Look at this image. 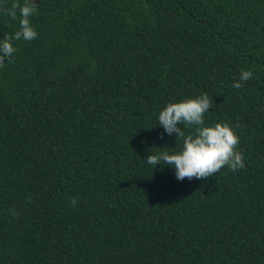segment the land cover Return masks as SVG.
Listing matches in <instances>:
<instances>
[{
    "label": "trees",
    "instance_id": "1",
    "mask_svg": "<svg viewBox=\"0 0 264 264\" xmlns=\"http://www.w3.org/2000/svg\"><path fill=\"white\" fill-rule=\"evenodd\" d=\"M38 5L0 67V264H264V0ZM204 93L245 167L180 181L145 158L182 148L158 115Z\"/></svg>",
    "mask_w": 264,
    "mask_h": 264
},
{
    "label": "clouds",
    "instance_id": "2",
    "mask_svg": "<svg viewBox=\"0 0 264 264\" xmlns=\"http://www.w3.org/2000/svg\"><path fill=\"white\" fill-rule=\"evenodd\" d=\"M38 7L37 0H23V4L16 0L11 9L5 12L15 20L19 11L20 30L14 34L8 33L0 40V67L4 66L5 61H11L16 51L14 40L32 41L37 38L38 33L31 24V17L36 15ZM0 10H3L2 5ZM252 75L251 71H241L240 81L247 82ZM241 82H234L232 86L239 89L243 86ZM212 107V101L206 93L194 99L167 104L158 115V126L168 135L175 134L177 139L182 140V148L179 151H170L167 147H153L152 149L159 151L154 152L150 149L151 154L145 158L147 163L173 167L176 178L180 181L185 178L190 181L193 178L207 180L225 167L232 172L243 169L245 165L242 153L236 150L240 140L234 128L226 122L205 126V114ZM179 125H183V128ZM187 126L195 127L194 135L185 134ZM28 202H31V198ZM77 202V198L71 200L73 206Z\"/></svg>",
    "mask_w": 264,
    "mask_h": 264
},
{
    "label": "water",
    "instance_id": "3",
    "mask_svg": "<svg viewBox=\"0 0 264 264\" xmlns=\"http://www.w3.org/2000/svg\"><path fill=\"white\" fill-rule=\"evenodd\" d=\"M41 0H37V4L40 2Z\"/></svg>",
    "mask_w": 264,
    "mask_h": 264
}]
</instances>
